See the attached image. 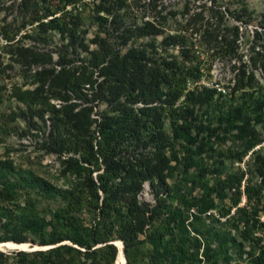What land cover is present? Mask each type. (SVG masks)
I'll return each instance as SVG.
<instances>
[{
	"label": "trees",
	"instance_id": "16d2710c",
	"mask_svg": "<svg viewBox=\"0 0 264 264\" xmlns=\"http://www.w3.org/2000/svg\"><path fill=\"white\" fill-rule=\"evenodd\" d=\"M90 2L93 47L84 41L85 0H20L25 21L12 32L0 26L3 52L21 77L0 90L24 105L19 117L27 127L47 122L42 148L56 156L63 179L52 184L0 161V243L48 246L0 251V264H114L117 240L125 264H231L233 252L244 255L243 264H264V134L254 128L264 119V96L255 94L253 72L239 61L237 26H212L198 11L164 33L166 15L155 3L150 19L125 23L127 0ZM219 13L213 11L214 23ZM54 33L60 43L53 51L45 46ZM156 35L158 43L120 51L131 36ZM193 35L205 53L234 56L230 96L200 82L204 62ZM6 66L0 63V73ZM235 92L241 103H225ZM249 150L245 169L234 168ZM144 181L152 203L136 197ZM13 192L22 202L8 206ZM227 193L232 212L213 220L232 224L233 235L203 219ZM38 201L48 205L46 219Z\"/></svg>",
	"mask_w": 264,
	"mask_h": 264
},
{
	"label": "rangeland",
	"instance_id": "374dc122",
	"mask_svg": "<svg viewBox=\"0 0 264 264\" xmlns=\"http://www.w3.org/2000/svg\"><path fill=\"white\" fill-rule=\"evenodd\" d=\"M20 0H0V26L8 24L7 28L9 32L15 30V27L25 21L22 18L21 9L18 6ZM50 1V0H49ZM86 5L82 8L81 23L85 27V42L89 47H93V44L89 42V39L95 34L97 30L96 26L91 22L92 12L90 0H85ZM151 3H155V8H161V14L166 15V22L164 27V33L172 32V30L182 25L185 16L193 12H201L203 19L208 17L210 25L218 24L221 28L229 27L231 25L237 26V37L233 43L236 45V53L241 55L239 61L244 62L245 69H251L256 82L255 94L261 93L264 96V72L260 68V64L264 66V0H127V6L124 12L125 23H140L144 19H150L154 14V10L150 7ZM187 10V12L185 11ZM220 11L222 14L221 20L218 23L217 18L212 15L213 11ZM173 12L171 16L169 14ZM240 11V12H238ZM238 14V18H235V14ZM241 13V14H239ZM18 34L22 33V29ZM222 33V32H220ZM257 33V37H255ZM102 35V34H100ZM160 35L153 37H135L131 36L126 44L120 48V51L130 45H138L146 42L158 43ZM219 39V36H218ZM223 39V38H222ZM224 39L230 40L228 34ZM191 41L195 42L194 49L198 55V58L204 62L202 71L204 76L201 80L205 83L217 82L223 87H227L229 83H232L233 70H231V63H235L234 56L228 54H220V50L215 52L205 53L203 50L196 48L199 44L196 35L191 37ZM255 41V42H254ZM0 41V63L1 67L4 65H10L5 67V71L0 73V85L9 83H19L21 81L19 67L3 52ZM23 43L30 44L31 39H23ZM60 41L58 34L54 33L51 42L47 43L45 48L52 49L53 51L58 47ZM251 44H254L255 48L252 54L258 59L255 64H251L248 60V56L251 50ZM173 53L177 50L172 49ZM55 52H53V57ZM7 74L6 77L5 75ZM2 98L0 99V161H6L7 165L19 174L23 175H37L43 177L48 182L56 185H62L63 179L58 174V160L54 154L48 153L42 148V142L49 134V127L47 122L41 123L39 120H35L34 125L27 127L24 121L19 117V109H23L24 105L17 101L15 98L9 95L5 90H0ZM230 96V95H229ZM232 101V103H241L238 99V92L231 94V97L225 99V103ZM52 102H56L52 100ZM257 134L262 137L264 134V119L261 122L254 124ZM54 138V136L52 137ZM224 163L229 166V159H225ZM168 185L173 186L172 179H167ZM176 189L173 187V191ZM136 197L143 202H153V189L150 182L144 181L141 184L140 190L137 192ZM232 196L226 194L221 200L217 201L215 207L209 211V215L203 217L205 223L209 224L212 228L220 232H228L230 235L235 234V229L232 224L220 225L219 222L213 220L215 215L219 212L228 209L229 214L233 210L231 203ZM6 204L8 206L18 205L22 202V194L20 192H13L6 196ZM242 203L240 200L238 204ZM173 205L172 203H169ZM38 215L40 218H47L48 205L44 202L38 201L36 204ZM225 217V216H224ZM223 218H220L222 220ZM207 221V222H206ZM209 221V222H208ZM18 247H0V251L9 253L12 250L24 249L27 251L34 249H43L48 246H39L35 242L29 240L22 242ZM119 246L118 253L116 255L114 264H125V258L121 254V242L115 241ZM114 243V244H115ZM115 245V246H116ZM24 246V247H23ZM213 246V242L211 244ZM8 250V251H7ZM146 259L141 264H146ZM244 255L241 252H233L231 264H243Z\"/></svg>",
	"mask_w": 264,
	"mask_h": 264
},
{
	"label": "built area",
	"instance_id": "2783aa9c",
	"mask_svg": "<svg viewBox=\"0 0 264 264\" xmlns=\"http://www.w3.org/2000/svg\"><path fill=\"white\" fill-rule=\"evenodd\" d=\"M202 84H204L205 86H209V88H213V90L215 91V93H220L221 95H225V96H229L230 95V86L232 85V83L230 82L229 85L227 87H223L222 85H220L219 83L217 82H209V83H205L203 81H200ZM261 145L264 146V142L261 143ZM259 145H255L253 147L254 148H257ZM251 150L247 151L246 154H244L240 160H233L232 161V166L234 168H239L241 170H244L245 169V161L247 160L248 158V155L250 153ZM242 184V182H241ZM242 187V186H241ZM244 200V197L242 195L241 197V202H243Z\"/></svg>",
	"mask_w": 264,
	"mask_h": 264
},
{
	"label": "bare ground",
	"instance_id": "6f19581e",
	"mask_svg": "<svg viewBox=\"0 0 264 264\" xmlns=\"http://www.w3.org/2000/svg\"><path fill=\"white\" fill-rule=\"evenodd\" d=\"M115 243V242H114ZM20 244H23V243H20ZM116 244V243H115ZM19 244H14V243H11V244H8V243H0V247L1 246H4V247H18ZM117 246V245H116ZM24 247V246H23ZM8 251V250H7ZM121 254L123 255L122 251H121Z\"/></svg>",
	"mask_w": 264,
	"mask_h": 264
},
{
	"label": "water",
	"instance_id": "95a60500",
	"mask_svg": "<svg viewBox=\"0 0 264 264\" xmlns=\"http://www.w3.org/2000/svg\"><path fill=\"white\" fill-rule=\"evenodd\" d=\"M115 245V244H114ZM20 249H22V248H20ZM22 250H24V249H22ZM121 251H122V244H121ZM123 253V252H122Z\"/></svg>",
	"mask_w": 264,
	"mask_h": 264
}]
</instances>
